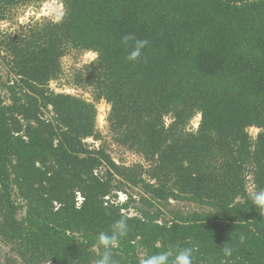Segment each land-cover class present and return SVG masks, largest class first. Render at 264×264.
I'll return each mask as SVG.
<instances>
[{
	"label": "trees",
	"instance_id": "trees-1",
	"mask_svg": "<svg viewBox=\"0 0 264 264\" xmlns=\"http://www.w3.org/2000/svg\"><path fill=\"white\" fill-rule=\"evenodd\" d=\"M47 1L0 0V24ZM59 1L60 20L0 32V264H95L122 217L117 264L182 248L264 264V0ZM129 34L149 41L134 62ZM84 52L67 84L91 102L50 88ZM100 102L110 144L141 162L111 157Z\"/></svg>",
	"mask_w": 264,
	"mask_h": 264
},
{
	"label": "rangeland",
	"instance_id": "rangeland-1",
	"mask_svg": "<svg viewBox=\"0 0 264 264\" xmlns=\"http://www.w3.org/2000/svg\"><path fill=\"white\" fill-rule=\"evenodd\" d=\"M63 7L59 0H50L44 3H37L18 7L13 9L8 14V20L0 24V32L11 33L18 29L19 26L32 24L36 21H43L44 19H50L52 21H58L62 18ZM96 59V54L91 52H84L81 54L71 53L62 59L63 76L61 80L52 82L50 88L56 93L70 94L79 96L88 102H91V96L89 90L73 89L67 84V79L74 69H80L84 65L93 62ZM1 67V65H0ZM5 76V70L2 71ZM97 117L96 128L100 131L103 141L108 145V152L115 162L120 163L125 161L126 165L141 162V160L133 154L127 153L122 149L110 144V137L107 131L106 116L109 111V107L100 102L96 105ZM199 123V116L195 117L190 125L191 129H195ZM249 135L255 137L258 130L252 128L248 130ZM88 143L93 141L88 140ZM98 145V143H97ZM96 145V146H97ZM4 252V249L0 245V254Z\"/></svg>",
	"mask_w": 264,
	"mask_h": 264
},
{
	"label": "clouds",
	"instance_id": "clouds-1",
	"mask_svg": "<svg viewBox=\"0 0 264 264\" xmlns=\"http://www.w3.org/2000/svg\"><path fill=\"white\" fill-rule=\"evenodd\" d=\"M129 41H134V45L127 55L126 59L129 62L138 60L141 56L142 50L148 45L149 41L136 39L132 34L125 35L122 38V43L125 45ZM250 199L259 214L264 213V189H253L251 191ZM128 233L127 217H122L117 220L110 230V232H101L97 237V245L103 248V253L95 264H117L113 259L112 249L116 248L120 242V238L126 236ZM194 248H182L175 252L161 251L156 254L146 255L140 264H193ZM226 255L231 254L230 248H225Z\"/></svg>",
	"mask_w": 264,
	"mask_h": 264
},
{
	"label": "built area",
	"instance_id": "built-area-1",
	"mask_svg": "<svg viewBox=\"0 0 264 264\" xmlns=\"http://www.w3.org/2000/svg\"><path fill=\"white\" fill-rule=\"evenodd\" d=\"M119 201H120V202H122V201H123V196H120V199H119Z\"/></svg>",
	"mask_w": 264,
	"mask_h": 264
}]
</instances>
